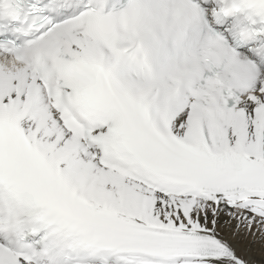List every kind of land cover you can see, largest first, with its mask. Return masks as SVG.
<instances>
[{
    "label": "snow or ice",
    "instance_id": "6c2138e0",
    "mask_svg": "<svg viewBox=\"0 0 264 264\" xmlns=\"http://www.w3.org/2000/svg\"><path fill=\"white\" fill-rule=\"evenodd\" d=\"M0 264H264V0H0Z\"/></svg>",
    "mask_w": 264,
    "mask_h": 264
}]
</instances>
